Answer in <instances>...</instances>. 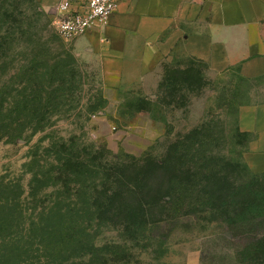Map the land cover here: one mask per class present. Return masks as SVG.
I'll use <instances>...</instances> for the list:
<instances>
[{"label": "rangeland", "instance_id": "rangeland-1", "mask_svg": "<svg viewBox=\"0 0 264 264\" xmlns=\"http://www.w3.org/2000/svg\"><path fill=\"white\" fill-rule=\"evenodd\" d=\"M53 13L49 0H0V115L12 111L4 124L22 130L18 139H0V214L9 221L0 238L8 246L24 236L21 225L30 209L55 199L57 205L75 204L71 173L80 162L88 169V188L114 186V165L126 153L180 155L189 170L205 162L222 170L228 184L264 186V151H250L254 134L241 131L237 118L240 106L264 102V78H242L233 68L216 72L175 53L160 62L158 85L145 78L130 89L107 86L95 59L57 34ZM39 80L44 100L38 110L28 106L36 117L13 122L16 99ZM213 210L159 225L148 239L128 237L115 224L95 226L91 254L60 263L264 264V218L230 225L223 209Z\"/></svg>", "mask_w": 264, "mask_h": 264}, {"label": "trees", "instance_id": "trees-1", "mask_svg": "<svg viewBox=\"0 0 264 264\" xmlns=\"http://www.w3.org/2000/svg\"><path fill=\"white\" fill-rule=\"evenodd\" d=\"M32 63L40 65L36 60ZM31 82L33 84L34 80ZM42 88L39 80L30 94L24 93L16 99L18 110L13 111V122L28 121L37 114L35 111L30 116L28 106L33 111L40 108L44 100ZM8 112L0 115V139H18L22 130L8 129L4 124L5 117L12 113ZM198 154L192 150V157L200 160ZM124 155L125 158L118 159L114 165V186L105 187V183H100V189L94 184L86 186L90 176L86 164L80 162L71 173L75 188L69 197L75 204L57 205L55 199L48 206L30 209L27 222L21 225L20 231L24 234L21 239H14L8 246L7 240L0 238V264H36L40 259L45 260V264H61L80 254H91L88 240L93 227L107 223L115 224L126 233L129 231L128 237L148 239L159 225H170L197 211L221 208L230 225L248 217L258 221L264 218V186L228 184L223 181L222 170H215L205 162L194 163L198 171L189 170L190 163L184 162L180 155L174 159ZM245 170L256 174L248 168ZM55 197L60 196L55 194ZM237 203L242 212L237 210ZM22 213L23 210H19L15 214L22 218ZM8 223L7 217L0 214V229H8ZM14 225L17 226V222Z\"/></svg>", "mask_w": 264, "mask_h": 264}, {"label": "crops", "instance_id": "crops-1", "mask_svg": "<svg viewBox=\"0 0 264 264\" xmlns=\"http://www.w3.org/2000/svg\"><path fill=\"white\" fill-rule=\"evenodd\" d=\"M74 40L107 86L130 89L145 78L158 85L160 62L175 53L216 72L264 78V0H116L103 23ZM237 118L254 134L250 151H264V102L240 106Z\"/></svg>", "mask_w": 264, "mask_h": 264}, {"label": "built area", "instance_id": "built-area-1", "mask_svg": "<svg viewBox=\"0 0 264 264\" xmlns=\"http://www.w3.org/2000/svg\"><path fill=\"white\" fill-rule=\"evenodd\" d=\"M116 0H57L53 22L57 34L72 40L103 23L113 12Z\"/></svg>", "mask_w": 264, "mask_h": 264}]
</instances>
